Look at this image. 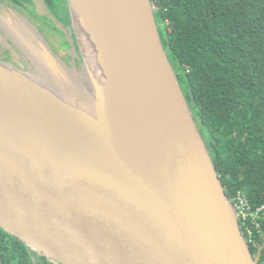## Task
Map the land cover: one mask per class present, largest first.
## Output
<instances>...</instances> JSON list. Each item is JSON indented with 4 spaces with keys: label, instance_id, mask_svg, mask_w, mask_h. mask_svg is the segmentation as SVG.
<instances>
[{
    "label": "water",
    "instance_id": "95a60500",
    "mask_svg": "<svg viewBox=\"0 0 264 264\" xmlns=\"http://www.w3.org/2000/svg\"><path fill=\"white\" fill-rule=\"evenodd\" d=\"M69 6L81 68L0 0V227L60 264H259L152 0Z\"/></svg>",
    "mask_w": 264,
    "mask_h": 264
},
{
    "label": "trees",
    "instance_id": "16d2710c",
    "mask_svg": "<svg viewBox=\"0 0 264 264\" xmlns=\"http://www.w3.org/2000/svg\"><path fill=\"white\" fill-rule=\"evenodd\" d=\"M152 2L228 197L245 192L256 210L264 205V0ZM257 221L259 226L248 220L251 236L241 229L264 264V211ZM37 253L0 227V264H54Z\"/></svg>",
    "mask_w": 264,
    "mask_h": 264
},
{
    "label": "flooded vegetation",
    "instance_id": "af4514ba",
    "mask_svg": "<svg viewBox=\"0 0 264 264\" xmlns=\"http://www.w3.org/2000/svg\"><path fill=\"white\" fill-rule=\"evenodd\" d=\"M3 1L30 19L38 27L42 35H45L43 37L51 49H54L52 51L60 56L70 67L81 68L83 66L84 59L76 41L69 0ZM0 58L16 65H20L19 61H24L21 50L13 41L9 40L8 33L1 29ZM7 240L11 241L9 237H7ZM34 258L38 262V255H34Z\"/></svg>",
    "mask_w": 264,
    "mask_h": 264
},
{
    "label": "built area",
    "instance_id": "2783aa9c",
    "mask_svg": "<svg viewBox=\"0 0 264 264\" xmlns=\"http://www.w3.org/2000/svg\"><path fill=\"white\" fill-rule=\"evenodd\" d=\"M231 202L234 204L238 220L240 223V226H244L247 233L251 236L253 233L252 227L248 226V220L252 223L259 226L258 219L262 216V212L264 211V205L256 208V210L252 209V206L248 202V198L245 192H238L233 199H230ZM252 241V239H249V242Z\"/></svg>",
    "mask_w": 264,
    "mask_h": 264
},
{
    "label": "rangeland",
    "instance_id": "374dc122",
    "mask_svg": "<svg viewBox=\"0 0 264 264\" xmlns=\"http://www.w3.org/2000/svg\"><path fill=\"white\" fill-rule=\"evenodd\" d=\"M38 28V27H37ZM44 35V34H43ZM45 36V35H44ZM49 42V41H48ZM52 50L54 51V49L52 48ZM24 62V61H23ZM34 261H36V258H34Z\"/></svg>",
    "mask_w": 264,
    "mask_h": 264
}]
</instances>
